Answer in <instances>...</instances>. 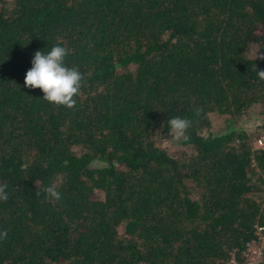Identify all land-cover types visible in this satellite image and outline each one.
Wrapping results in <instances>:
<instances>
[{
	"label": "trees",
	"instance_id": "1",
	"mask_svg": "<svg viewBox=\"0 0 264 264\" xmlns=\"http://www.w3.org/2000/svg\"><path fill=\"white\" fill-rule=\"evenodd\" d=\"M58 44L71 109L23 83ZM250 46L264 0H0V264H227L264 224V147L211 127L264 104ZM52 182L59 201L36 194Z\"/></svg>",
	"mask_w": 264,
	"mask_h": 264
},
{
	"label": "clouds",
	"instance_id": "2",
	"mask_svg": "<svg viewBox=\"0 0 264 264\" xmlns=\"http://www.w3.org/2000/svg\"><path fill=\"white\" fill-rule=\"evenodd\" d=\"M68 49L64 46L55 45L47 53L37 50L31 59V67L24 75V87L27 89H39L43 93L42 99L50 104L73 108L76 104L74 97L80 94L83 76L78 68L65 65V57ZM264 60V52L257 51L254 60ZM254 70L259 79L264 80V69L254 64ZM199 115V110H196ZM192 121L187 118L173 117L168 120L169 135L175 141L190 139L187 131ZM59 183L52 182L37 191H42L47 198L54 201L61 199L58 191ZM7 185L0 184V201L8 200ZM7 230L0 231V240L7 239Z\"/></svg>",
	"mask_w": 264,
	"mask_h": 264
},
{
	"label": "rangeland",
	"instance_id": "3",
	"mask_svg": "<svg viewBox=\"0 0 264 264\" xmlns=\"http://www.w3.org/2000/svg\"><path fill=\"white\" fill-rule=\"evenodd\" d=\"M258 50L255 46H250L246 54L250 57H254L255 53ZM225 115H212V128L223 127L227 124H230L232 127H236L237 129H243L247 132V134H253L254 140L250 139L249 143L253 146L255 144V138L259 135L264 134V104H255L249 110H246L239 116L233 117L231 121H224ZM225 128V127H223ZM156 144L168 149L170 152L174 153L176 150L180 149V146L176 143L175 140L172 139L171 136L166 138H161L158 135L155 136ZM258 145V144H257ZM95 194L99 197H102V191L96 189Z\"/></svg>",
	"mask_w": 264,
	"mask_h": 264
},
{
	"label": "built area",
	"instance_id": "4",
	"mask_svg": "<svg viewBox=\"0 0 264 264\" xmlns=\"http://www.w3.org/2000/svg\"><path fill=\"white\" fill-rule=\"evenodd\" d=\"M256 142L264 147V134L259 135ZM227 264H264V224L254 225L253 236L245 242L240 252L235 248L230 250Z\"/></svg>",
	"mask_w": 264,
	"mask_h": 264
}]
</instances>
